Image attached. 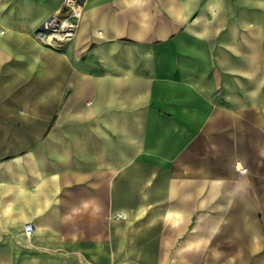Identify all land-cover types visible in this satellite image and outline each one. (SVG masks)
Wrapping results in <instances>:
<instances>
[{
    "label": "crops",
    "instance_id": "1",
    "mask_svg": "<svg viewBox=\"0 0 264 264\" xmlns=\"http://www.w3.org/2000/svg\"><path fill=\"white\" fill-rule=\"evenodd\" d=\"M63 1L0 0V264H264V0Z\"/></svg>",
    "mask_w": 264,
    "mask_h": 264
},
{
    "label": "built area",
    "instance_id": "2",
    "mask_svg": "<svg viewBox=\"0 0 264 264\" xmlns=\"http://www.w3.org/2000/svg\"><path fill=\"white\" fill-rule=\"evenodd\" d=\"M82 12V2L64 0L61 7L40 24L33 34L34 38L46 46H62L74 38ZM30 232L31 227L27 228L25 234L29 235Z\"/></svg>",
    "mask_w": 264,
    "mask_h": 264
}]
</instances>
